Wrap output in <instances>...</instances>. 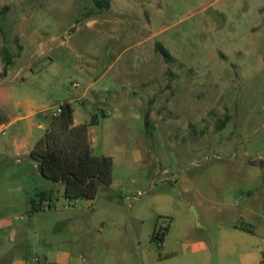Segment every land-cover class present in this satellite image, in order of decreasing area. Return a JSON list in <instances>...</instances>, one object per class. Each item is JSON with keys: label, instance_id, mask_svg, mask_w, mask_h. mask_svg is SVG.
Instances as JSON below:
<instances>
[{"label": "rangeland", "instance_id": "obj_1", "mask_svg": "<svg viewBox=\"0 0 264 264\" xmlns=\"http://www.w3.org/2000/svg\"><path fill=\"white\" fill-rule=\"evenodd\" d=\"M108 1L0 0V264H263L264 0ZM65 102L91 201L29 157Z\"/></svg>", "mask_w": 264, "mask_h": 264}, {"label": "trees", "instance_id": "obj_2", "mask_svg": "<svg viewBox=\"0 0 264 264\" xmlns=\"http://www.w3.org/2000/svg\"><path fill=\"white\" fill-rule=\"evenodd\" d=\"M98 9H108V0H93ZM8 10L0 9V15ZM154 50L165 61L173 60L169 52L156 43ZM9 57V56H8ZM4 66V72L11 61ZM8 123L6 113L0 108V126ZM95 125L94 118L89 122L74 125L73 107L69 102L59 106V114L52 116L42 138L33 146L29 157L33 159L40 175L64 186L63 197L66 201L94 199L101 187L112 183L113 161L110 156L93 155L89 137V127ZM156 236H153L154 239ZM264 264V253L261 254Z\"/></svg>", "mask_w": 264, "mask_h": 264}, {"label": "crops", "instance_id": "obj_3", "mask_svg": "<svg viewBox=\"0 0 264 264\" xmlns=\"http://www.w3.org/2000/svg\"><path fill=\"white\" fill-rule=\"evenodd\" d=\"M7 74H8V71L7 72L5 71V73H3L4 76H6ZM30 115L31 116H34V115H36V113L35 112H32ZM101 115L104 116V113L101 112ZM93 118H94V122H95V120H96L95 119L96 118L95 117V114H92L91 118L88 119L86 121V123L89 122ZM73 122H74V125H77L78 124L77 122L74 121V119H73ZM7 126H8V124L1 125L0 126V129L6 128ZM91 127H93V126H91ZM91 127H89V129H88V133H89V130H90ZM91 144H92V141H91ZM59 184H61V183H59ZM62 192L64 194V188L62 189ZM42 198L43 197H41V200H42ZM263 203H264V199H263ZM11 241L12 242H16V235L15 234H13L11 236ZM21 248H22L21 245L20 246L17 245V246L14 247L13 252H12V255H11V260H10L11 261V264H23V261H21L20 260V257H19V256H21V254H20L21 251H22ZM257 260H259V261L261 260V255L260 254L257 256ZM65 263L66 264H79L78 260L72 259V258H68Z\"/></svg>", "mask_w": 264, "mask_h": 264}, {"label": "built area", "instance_id": "obj_4", "mask_svg": "<svg viewBox=\"0 0 264 264\" xmlns=\"http://www.w3.org/2000/svg\"><path fill=\"white\" fill-rule=\"evenodd\" d=\"M58 114H59V110H58V113H57V114H56V113H53L52 116L55 117V116H57Z\"/></svg>", "mask_w": 264, "mask_h": 264}]
</instances>
